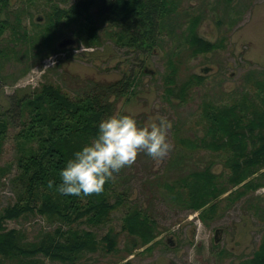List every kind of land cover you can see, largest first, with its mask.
<instances>
[{"label": "rangeland", "instance_id": "obj_1", "mask_svg": "<svg viewBox=\"0 0 264 264\" xmlns=\"http://www.w3.org/2000/svg\"><path fill=\"white\" fill-rule=\"evenodd\" d=\"M73 1L10 0L1 18L13 25L19 19L20 30L25 29L28 36L39 39L45 35L47 14L53 7L66 8ZM95 12L92 7L91 13ZM177 12L173 32L168 24L160 45L148 55L117 46L106 23L99 26L98 39L90 47L77 41L73 23L67 27L61 24L53 34L56 50L42 59L32 57L29 40L14 36L9 27L1 35L0 108L8 107L11 95H22L42 82L59 85L76 96L91 84H105L133 73V89L116 100L113 113L133 114L141 124L158 114L172 121L168 136L173 148L166 157L154 159L140 152L131 166L114 174L116 187L125 192V203L112 210L109 224L93 229L100 236L111 228L116 251L100 249L88 253L84 260L89 263L120 264L129 259L134 264H242L264 238V186H231L226 180L230 173L225 166L226 153L190 149L179 141L202 134L199 114L203 101L231 104L245 91L253 95L257 79L254 77L264 70V0H181ZM195 16H200L195 28L198 36L211 42L221 41V47L190 55L184 36ZM64 38L72 39V43L58 48ZM10 45L14 46V54ZM168 57L179 61V81L189 74L204 76L201 83L189 90L185 102L164 96L162 75ZM12 132L8 133L0 154V166L11 164L10 171L0 179V209L15 197L9 181L16 171ZM209 164L214 173L221 174L220 180L228 189L216 198L215 214L202 219V209L183 207L164 184ZM261 171L246 180H263L259 176ZM239 191L243 193L238 196ZM131 207H139L156 222L157 235L148 248L120 230L121 217ZM54 226L38 215L6 223L7 228L23 229L28 239H34L40 228L50 230ZM132 247V254L127 255L126 248ZM46 264L61 263L46 260Z\"/></svg>", "mask_w": 264, "mask_h": 264}, {"label": "trees", "instance_id": "obj_2", "mask_svg": "<svg viewBox=\"0 0 264 264\" xmlns=\"http://www.w3.org/2000/svg\"><path fill=\"white\" fill-rule=\"evenodd\" d=\"M9 2L0 0V38L9 27L14 36L29 40L32 57L42 59L56 50L54 32L61 24L67 27L71 23L76 27L77 41H83L86 47L96 43L99 26L106 23L117 46L148 55L160 45L168 24L173 32L181 0H74L66 8L55 5L47 14L45 35L39 39L28 36L25 29L21 31L19 19L13 25L1 18ZM92 7L96 8L95 15L91 13ZM199 22L200 16L192 18L184 36L193 56L222 46L221 41L211 42L198 36L195 28ZM10 46L14 54V46ZM166 64L162 75L165 98L187 101L189 90L201 83L204 76L189 74L179 81V61L168 57ZM135 76L129 73L105 84H91L76 96L59 85L42 82L22 95H11L8 107L0 108V154L13 130L16 168L9 178L14 200L0 209V264H46V260L97 264L85 261L86 254L100 249L116 251L112 229L98 236L93 228L109 224L112 210L125 203V192L116 187L117 177L106 181L102 192L88 196L60 194L56 185L60 183L59 170L65 161L97 132L101 118L114 112L116 100L132 91ZM254 78L257 79L253 95L245 91L231 104L203 101L199 114L202 134L179 139L190 149L226 153L225 166L230 170L226 180L233 187L241 184L250 189L264 186V70H259ZM10 169L9 163L0 166V179ZM259 170L263 180H246ZM220 177L209 164L203 169L189 170L164 186L183 207L202 209L201 218L205 219L215 214L216 198L227 192ZM49 180L55 181L52 188L48 186ZM28 215L41 216L55 226L50 230L40 228L34 239H28L21 228L6 227L7 221ZM120 230L141 245H148L147 248L157 235L155 220L139 207L125 211ZM132 249L126 248L127 255L132 254ZM120 264L134 263L127 259ZM242 264H264V238Z\"/></svg>", "mask_w": 264, "mask_h": 264}, {"label": "clouds", "instance_id": "obj_3", "mask_svg": "<svg viewBox=\"0 0 264 264\" xmlns=\"http://www.w3.org/2000/svg\"><path fill=\"white\" fill-rule=\"evenodd\" d=\"M171 127L172 121L163 114L144 124L130 113L108 114L90 140L65 161L56 191L75 196L100 193L115 173L135 162L138 153L163 159L173 148L168 136ZM54 183L49 180V188Z\"/></svg>", "mask_w": 264, "mask_h": 264}, {"label": "water", "instance_id": "obj_4", "mask_svg": "<svg viewBox=\"0 0 264 264\" xmlns=\"http://www.w3.org/2000/svg\"><path fill=\"white\" fill-rule=\"evenodd\" d=\"M71 43H72V39L64 38L58 43V46L63 48V47H65V46H67V45H69Z\"/></svg>", "mask_w": 264, "mask_h": 264}]
</instances>
